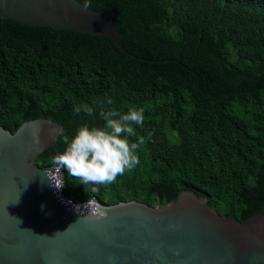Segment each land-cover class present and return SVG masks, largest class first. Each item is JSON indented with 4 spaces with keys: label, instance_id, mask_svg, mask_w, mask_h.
<instances>
[{
    "label": "trees",
    "instance_id": "16d2710c",
    "mask_svg": "<svg viewBox=\"0 0 264 264\" xmlns=\"http://www.w3.org/2000/svg\"><path fill=\"white\" fill-rule=\"evenodd\" d=\"M79 1L116 24L124 50L0 18V127L49 118L71 140L83 125L103 128L101 113L143 108L127 137L144 139L140 163L105 185L62 169L67 196L154 206L190 190L242 222L264 213V0ZM66 147L58 136L51 150ZM51 164L49 150L36 160Z\"/></svg>",
    "mask_w": 264,
    "mask_h": 264
},
{
    "label": "water",
    "instance_id": "95a60500",
    "mask_svg": "<svg viewBox=\"0 0 264 264\" xmlns=\"http://www.w3.org/2000/svg\"><path fill=\"white\" fill-rule=\"evenodd\" d=\"M0 18L104 36L124 50L116 24L79 0H0ZM57 129L63 125L49 118L13 133L0 127V264H264V213L242 222L190 190L165 205L100 201L66 209L44 174L55 165H36L46 150L55 156Z\"/></svg>",
    "mask_w": 264,
    "mask_h": 264
},
{
    "label": "clouds",
    "instance_id": "9594fccd",
    "mask_svg": "<svg viewBox=\"0 0 264 264\" xmlns=\"http://www.w3.org/2000/svg\"><path fill=\"white\" fill-rule=\"evenodd\" d=\"M76 111L80 109L77 108ZM84 111L89 115L92 114L91 108L85 107ZM115 115L118 114L115 112L101 113L106 121L103 128L83 125L71 140L63 130L57 129L58 135L67 147L63 153L55 155L52 159L56 170L66 169L68 175L77 178L82 185H105L114 182L117 176L122 175L126 169L131 170L137 166L140 160L135 152L140 145L144 144V139L141 137L138 143L130 144L127 137L135 135L133 123L142 126L144 109L129 110L119 119L110 118ZM121 134H124V138H121ZM33 135L35 141L39 143L38 131H34ZM44 174L57 190L63 188L62 177L57 178L51 171ZM92 191L97 192L99 189L93 187ZM91 212L97 219L105 215L104 210L100 208H93Z\"/></svg>",
    "mask_w": 264,
    "mask_h": 264
},
{
    "label": "built area",
    "instance_id": "2783aa9c",
    "mask_svg": "<svg viewBox=\"0 0 264 264\" xmlns=\"http://www.w3.org/2000/svg\"><path fill=\"white\" fill-rule=\"evenodd\" d=\"M61 154V153H58ZM56 154V155H58ZM55 165L53 160H52V164L49 166V170L52 169V166ZM61 172L62 169H60L59 171L56 170V165H55V169L53 171V175L56 176L57 178H61ZM63 179V177H62ZM64 182V180H63ZM50 188L52 191L53 196H55V198L66 208V209H70V208H74V209H79L82 210L85 207H88L90 205H99L101 206L100 201L95 197L92 196L87 200H74L73 198L67 196L64 191L63 188L57 190L55 187H53L50 184Z\"/></svg>",
    "mask_w": 264,
    "mask_h": 264
}]
</instances>
